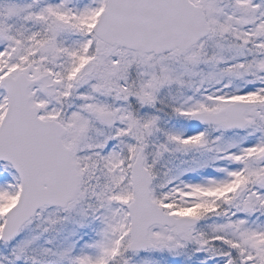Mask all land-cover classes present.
Here are the masks:
<instances>
[{"label": "snow or ice", "instance_id": "6c2138e0", "mask_svg": "<svg viewBox=\"0 0 264 264\" xmlns=\"http://www.w3.org/2000/svg\"><path fill=\"white\" fill-rule=\"evenodd\" d=\"M0 264H264V0H0Z\"/></svg>", "mask_w": 264, "mask_h": 264}]
</instances>
